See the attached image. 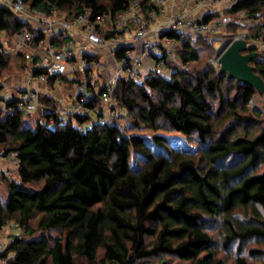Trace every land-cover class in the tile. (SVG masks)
<instances>
[{
  "label": "trees",
  "instance_id": "obj_1",
  "mask_svg": "<svg viewBox=\"0 0 264 264\" xmlns=\"http://www.w3.org/2000/svg\"><path fill=\"white\" fill-rule=\"evenodd\" d=\"M24 1L41 9L50 2L68 15L92 8L116 16L130 0ZM233 1L225 14H260L258 29L246 38L257 52L253 70L264 80V47L256 44L264 42V0ZM142 3L154 7L152 0ZM26 26L0 8V30L12 34ZM162 36L180 43L176 57L166 60L169 74L119 79L114 100L125 111L116 116L85 130L72 122L60 126L50 97L42 102L54 110L42 117L56 119L53 126L38 121L33 127L20 110L0 116V149L15 155L19 177L6 179L0 226L15 221L26 228L2 253L7 264H146L163 254L185 264H227L218 243L225 250L238 245L234 264L264 257L258 248L241 254L249 240L264 243V111L249 106L260 91L212 64L190 72L208 47L203 36ZM18 58L1 61L0 74ZM87 105L99 107L100 96ZM75 118L84 123L89 116ZM149 140L164 151L155 152ZM132 150L145 158L139 168L130 164ZM211 225L220 230L218 241ZM37 232L42 235L34 238Z\"/></svg>",
  "mask_w": 264,
  "mask_h": 264
},
{
  "label": "built area",
  "instance_id": "obj_2",
  "mask_svg": "<svg viewBox=\"0 0 264 264\" xmlns=\"http://www.w3.org/2000/svg\"><path fill=\"white\" fill-rule=\"evenodd\" d=\"M197 1L195 7L189 6L186 12L173 15L167 13L166 0H152V9L145 8L143 0H130L125 10L113 16L109 12L96 13L92 8L68 15L50 2L47 4L49 9H41L30 6L24 0H0V8L12 10L27 24L12 34L0 30V62L5 58L23 57L28 82L19 99L13 96L3 101V109L16 104L31 112L54 110L43 104L42 98L44 95L53 97L55 89L66 83L63 78L70 68L75 75L81 74L82 77L69 79L74 85L75 101L55 109L60 126L72 122L79 130H85L96 122L125 111L114 100L118 80L128 78L141 82L152 70L164 71L166 60L176 57V47L180 43L163 37L165 31L179 32L185 39L203 36L208 40L211 34H216L221 27L232 22L231 16L224 12L213 21L199 22L194 12L197 8L220 11V5L224 2L233 4V0ZM255 19H260L259 13H256ZM261 47H264V42ZM119 51L123 52L121 57L117 56ZM98 52H108L111 61L98 59ZM94 67L99 68L95 74ZM33 81L41 82L47 90L32 88L30 83ZM97 85L100 86L99 91L96 90ZM97 96L101 98V105L92 109L87 103ZM92 112L96 114V120ZM78 114L89 118L79 123L75 118ZM51 122L55 125L56 119L51 118ZM8 157L16 159L14 154ZM5 232L4 240L2 236ZM25 234L26 228L15 221L0 226V254L8 244ZM0 261L7 264L4 256Z\"/></svg>",
  "mask_w": 264,
  "mask_h": 264
},
{
  "label": "rangeland",
  "instance_id": "obj_3",
  "mask_svg": "<svg viewBox=\"0 0 264 264\" xmlns=\"http://www.w3.org/2000/svg\"><path fill=\"white\" fill-rule=\"evenodd\" d=\"M192 1H194V0H183L179 6V10L186 12L188 10V6H194L198 2L196 0V4H194L195 1H194V3H191ZM187 2H188V4H187ZM189 3L192 5H190ZM219 12H224V10L221 9ZM194 16H195V13H194ZM230 16L232 19V22L230 24H228L224 27H221V29L216 34H211L210 38L208 37L209 39L205 40L208 44V47L200 49V52L203 55L202 60L199 62L190 63L187 67L190 72H196L198 70H201L207 64H212L216 68H220V70H221V66L218 62V58H219L220 54L222 53V51L230 43V41L232 39H234L235 37H237L238 35H244V36L246 35L247 36L248 33H251L252 31L258 29V27H259V23H257V20L251 19V17H248L244 12H239L237 14H230ZM234 27H238V31L236 33L232 31ZM256 44L261 46L262 43L259 41ZM107 54H108V52H98V59H100L101 61H103V60L111 61V58H109L107 56ZM24 65H26V60L23 57H20L18 59H12L8 68L5 69L0 74V84L3 86L1 88L2 89L1 90L2 96H0L1 115L4 117L7 114H12V113H15L18 110H20L23 114L25 121L30 123L33 127L36 126L38 121H41L44 124H48L49 126H53L51 119H50V121L47 122L46 119L44 117H42V112H44V111L39 110L36 112H31V111H28L25 107L16 106V104H14V106L12 108L3 109V107H4L3 101L6 100L8 97L7 87H9L10 82H7V81H10L13 79H15L17 81L20 78H22L21 79L22 82L24 84H26V80H25L26 73H25L24 68H23ZM98 70H99V68L94 67L93 73L94 74L97 73ZM163 72L165 73V75L169 74V71H167V69H165ZM74 76H75V78H76V76L82 77L81 74L75 75L74 72H72L71 69L69 68L67 73L65 74L66 83H63L59 88V89H61L60 91L63 90V93L66 94V98H65L64 102L67 100V101H69V104H72L76 99V95L74 94V91H73L74 85L69 80ZM20 89L21 88H19V86H17V89H14V97L16 99L20 98V92H19ZM99 89H100V86L97 85L96 90L99 91ZM58 92L59 91L56 90L52 93L53 94L52 96H54V98L53 97H51V98H53L55 100V102H53L51 105L55 106L57 109H60L62 104H65V103L62 102V100L60 99L59 96L55 95ZM43 97H45V95ZM249 106L253 109L264 111V92L263 93L260 92V94H258L253 99H251ZM91 115L96 120V118H97L96 114L94 112H92ZM90 125H92V124H90ZM148 142L155 152L164 151V150H162L163 149L162 147L155 146L154 143L151 142L150 140ZM2 151L3 150L0 149V203L4 204L6 202L7 196H8L7 180H9V181L10 180H18L19 177H18V172H17V161H16V159L14 160L12 158H9L8 157L9 154L4 155L2 153ZM144 161H145V158L143 155L132 150V154H131V158H130V164L132 167L139 168L143 165ZM260 167H261V170L264 171V164H261ZM33 224H34V226H36L35 221ZM208 231L212 235H214L218 241L220 230L217 228V226H214V225L208 226ZM52 234L56 235L57 233H56V231H53ZM41 235H42V233L37 232L33 237L35 238V237H39ZM4 236L6 238V232L3 234L2 238H4ZM5 238H4V240H5ZM237 247H238V245L234 244L229 250H225L221 246V243H218V245H216V250H217L218 256L220 258L224 259L227 264H234L235 257L237 255ZM253 248H258V249L264 251V243L262 241L249 240L244 244L243 249L241 251V254L248 256L250 249H253ZM1 257H3L2 254H0V259H1ZM165 260L167 261V263H164ZM251 260L255 264L256 263H264V257H262L261 259H252L251 258ZM0 264H3V263H1V261H0ZM146 264H185V263L173 255L163 254V255H158V256H154V257L150 258Z\"/></svg>",
  "mask_w": 264,
  "mask_h": 264
},
{
  "label": "water",
  "instance_id": "obj_4",
  "mask_svg": "<svg viewBox=\"0 0 264 264\" xmlns=\"http://www.w3.org/2000/svg\"><path fill=\"white\" fill-rule=\"evenodd\" d=\"M246 36L239 35L232 39L218 58L222 72H227L231 77L254 86L264 92V80L253 70L251 61L257 52L250 51Z\"/></svg>",
  "mask_w": 264,
  "mask_h": 264
},
{
  "label": "crops",
  "instance_id": "obj_5",
  "mask_svg": "<svg viewBox=\"0 0 264 264\" xmlns=\"http://www.w3.org/2000/svg\"><path fill=\"white\" fill-rule=\"evenodd\" d=\"M182 1L183 0H166L165 8L167 10V13L168 14L171 13L173 15H176L177 13L178 14H181L183 11L179 10V6H180V4H181ZM194 1H195V3H194ZM194 1H192L191 3L196 4V0H194ZM187 4H188V2H187ZM190 5H192V4H190ZM230 5L231 4H227L226 2H224L222 5L219 6V8L220 9H225L226 7H228ZM195 6L196 5L190 6V7H195ZM188 8H189V6H188ZM207 12H210V9H208V8H199L198 9L197 8L194 13H195V17L197 19H200V18L203 17L204 13H207ZM161 17H162V15H161ZM21 79L22 78H20L17 81L15 79L10 80V81H7V82H10L9 83V87H7V89H8V97H7V99L12 98L14 96V89H17V86H19V88H21L19 92H22L27 87L28 82L26 80V77H25V80H26V84L27 85L24 84ZM30 86L32 88L44 89V91L47 90V88L41 82H39V81H33L32 83H30ZM2 87L3 86L0 84V90H2L1 89ZM56 90H58L59 92L57 94H55V95L56 96H59L60 99L62 100V102L65 103V104H62V106L60 108L66 107L69 104V101H67V100L64 102V100L66 98V94L63 93V90L60 91L61 89H59V88H56L55 91ZM0 96H2L1 93H0ZM53 98H54V96H53ZM0 116H2L1 115V111H0Z\"/></svg>",
  "mask_w": 264,
  "mask_h": 264
}]
</instances>
